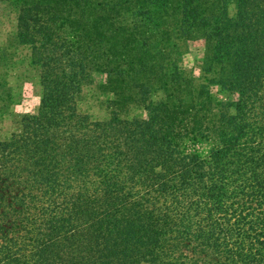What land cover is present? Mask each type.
<instances>
[{
  "label": "trees",
  "instance_id": "1",
  "mask_svg": "<svg viewBox=\"0 0 264 264\" xmlns=\"http://www.w3.org/2000/svg\"><path fill=\"white\" fill-rule=\"evenodd\" d=\"M14 1L17 37L41 69L42 95L38 114L22 115L20 133L0 140V264H264V99L251 115L246 102L261 99L264 28L253 8L264 15V0H235V20L227 16L228 0ZM203 5L219 7L218 15L205 14ZM178 32H199L210 42V57L230 67L221 85L237 90L238 100L214 113L205 84L173 72L166 50L177 48L170 40ZM211 66L204 65L203 76ZM97 70L114 95L112 119L147 112L142 120H119L129 136L120 149L143 180L119 181L124 166L112 158L84 170L87 184L99 178L105 198L84 194L81 201L72 188L81 163H90L95 134L82 128L86 117L69 100ZM154 86L157 102L150 97ZM71 125L81 133L50 136ZM137 184L146 188L144 197L133 193L138 200H132ZM80 207L96 223L79 247L72 220Z\"/></svg>",
  "mask_w": 264,
  "mask_h": 264
},
{
  "label": "rangeland",
  "instance_id": "2",
  "mask_svg": "<svg viewBox=\"0 0 264 264\" xmlns=\"http://www.w3.org/2000/svg\"><path fill=\"white\" fill-rule=\"evenodd\" d=\"M172 7L171 4L166 15H172ZM225 7L227 16L235 20L237 15L236 1L228 0ZM203 8L204 12H206L205 14H212L213 16L218 15L219 7H214L210 11L208 10L211 8V5H203ZM253 12L256 13V15L253 16V20L260 23V26L264 28V15H261L258 8H253ZM18 15L19 5L16 1L0 0V140L9 138L12 133H20L21 127L19 125V119L22 115L38 114L42 95V86L40 83L41 69L33 60L34 56L30 45L21 42L17 37ZM85 17L87 16L85 15ZM170 19L171 17H169V20ZM136 21L137 20L132 18V24L137 23ZM168 30L171 34L176 32V28H166L167 32ZM214 34L215 35L210 34V37L216 41L220 34L217 31ZM155 40H159V35L153 37V41ZM170 41L177 43V48L172 47L166 50L167 57L172 63L171 67L174 70L173 72H176L179 78H190L191 83L195 85L205 84L213 97L212 109L214 113L220 110L223 102L235 101L240 98V94L237 90L228 91L223 89L221 82L222 79L230 73V67L225 61L215 60L210 57L211 44L199 32H193L187 36H183L178 32L176 37ZM168 58H165V61H168ZM209 64H212V66L208 69L209 72H207V75L203 76L201 69L204 65ZM258 66L264 68V60L261 59ZM170 71V67L166 66L165 72L170 73ZM106 79V73L98 70L90 71L89 76L82 83L79 93L72 95V99L69 100L70 104L75 109V114L80 117H86L84 118L82 128L88 132L94 130L93 132L95 134L93 142L94 147L91 146L93 140L88 142L92 155L90 160H88L90 163H81L83 174L76 186L72 188V193H74L75 189L78 199L81 201L86 199L84 194H87L90 199L91 196L94 195L99 201L105 198L101 185H98L99 178L91 177L90 184H87V177L84 174V170L86 168L88 173H91L95 167H101V164L105 161L112 162V158H114L115 161H120V164L124 166L120 168V173H117L119 181L132 180L134 182H139L143 180V177L138 172L134 174L132 172L133 169L129 168L132 159L129 155L124 153L125 149H120V146H124L125 148L124 142L129 136H123L124 130L119 120L127 118L130 121L134 116L142 120L146 117L147 112L143 109H132L127 115L117 114V119H112L114 118L112 113L113 105H111L110 101L114 98V95L110 92L109 88L105 87ZM208 79L211 80L209 81ZM148 82L153 83L154 78L149 76ZM258 88L260 89L258 96L261 97V99H254L255 96L246 99L247 112L249 115L259 110V103L264 99V80H262ZM151 93V99L157 102L160 93H157L155 86ZM256 101L259 103L257 104ZM224 107L232 111L228 106ZM76 120L77 117L73 119L72 123H75ZM96 122H99L100 125L93 129L94 123ZM68 129L69 130L64 133L56 129L50 133V136L54 139H58L59 137L63 139L64 137L71 136L73 133L76 135L81 133V129L76 125H71ZM187 145L188 149H190L193 144L188 143ZM193 147L197 148L199 152L205 151V146L203 144H195ZM77 148L84 149L86 147H82L79 144ZM120 151L122 153H119ZM105 171L107 173L109 172V170ZM108 177L110 176L106 177L109 180ZM145 189L146 188H143L140 184L131 188L132 200H138L133 193H138L139 198L144 197ZM81 209H83V211L81 213L78 212L75 220H72L74 221V226H72V228L77 229L79 247L84 244L85 238L91 233L87 230V228L91 229L89 225L92 222L94 224L96 223L91 220L88 214L84 213V210L87 209L86 207H80L79 210ZM92 210V208L89 209V211ZM101 211V208L97 207V209H95L96 213ZM101 218L102 215L99 214V219ZM66 228L69 230V225H67ZM95 238L97 237H94V239ZM97 239L96 241H99V238ZM131 264L145 263L132 262Z\"/></svg>",
  "mask_w": 264,
  "mask_h": 264
}]
</instances>
